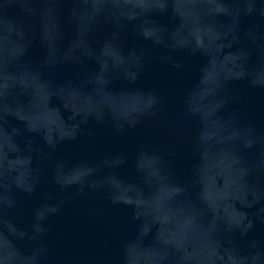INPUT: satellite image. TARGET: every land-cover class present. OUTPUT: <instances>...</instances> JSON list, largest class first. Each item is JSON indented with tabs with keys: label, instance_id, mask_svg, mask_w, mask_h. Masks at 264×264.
Wrapping results in <instances>:
<instances>
[{
	"label": "water",
	"instance_id": "1",
	"mask_svg": "<svg viewBox=\"0 0 264 264\" xmlns=\"http://www.w3.org/2000/svg\"><path fill=\"white\" fill-rule=\"evenodd\" d=\"M0 264H264V0H0Z\"/></svg>",
	"mask_w": 264,
	"mask_h": 264
}]
</instances>
